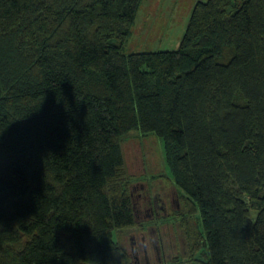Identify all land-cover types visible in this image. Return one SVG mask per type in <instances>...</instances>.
I'll return each mask as SVG.
<instances>
[{
	"label": "trees",
	"instance_id": "16d2710c",
	"mask_svg": "<svg viewBox=\"0 0 264 264\" xmlns=\"http://www.w3.org/2000/svg\"><path fill=\"white\" fill-rule=\"evenodd\" d=\"M141 2L0 0V264H132L130 133L162 142L185 263L264 264V0L125 52Z\"/></svg>",
	"mask_w": 264,
	"mask_h": 264
},
{
	"label": "rangeland",
	"instance_id": "374dc122",
	"mask_svg": "<svg viewBox=\"0 0 264 264\" xmlns=\"http://www.w3.org/2000/svg\"><path fill=\"white\" fill-rule=\"evenodd\" d=\"M196 1L142 0L124 51L177 49ZM122 148L134 187L137 188L141 184L138 176L143 175L144 172L147 173V178L150 177L151 179V175H155V177H160L166 181L165 175H169V173L163 166V146L158 138L130 133L125 137ZM130 237L131 234L128 232H122L120 236L114 232L113 235L114 240H120L127 250L130 249L132 243ZM133 245L136 244L133 243ZM187 258L185 254L182 256L184 264H189L185 263Z\"/></svg>",
	"mask_w": 264,
	"mask_h": 264
},
{
	"label": "flooded vegetation",
	"instance_id": "af4514ba",
	"mask_svg": "<svg viewBox=\"0 0 264 264\" xmlns=\"http://www.w3.org/2000/svg\"><path fill=\"white\" fill-rule=\"evenodd\" d=\"M144 173L138 176L141 184L137 188L131 184L136 224L123 232L131 234L128 250L131 262L184 264L182 256L187 257L188 253L179 192L166 178L167 182L155 175L150 179Z\"/></svg>",
	"mask_w": 264,
	"mask_h": 264
}]
</instances>
